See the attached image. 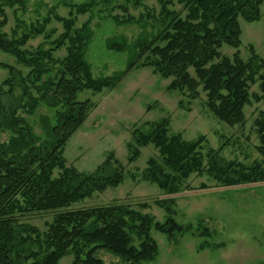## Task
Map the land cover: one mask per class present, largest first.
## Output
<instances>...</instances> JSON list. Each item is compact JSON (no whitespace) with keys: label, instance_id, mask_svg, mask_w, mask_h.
<instances>
[{"label":"trees","instance_id":"1","mask_svg":"<svg viewBox=\"0 0 264 264\" xmlns=\"http://www.w3.org/2000/svg\"><path fill=\"white\" fill-rule=\"evenodd\" d=\"M140 1L132 0L133 6H139ZM157 2L158 13L145 15L156 26L154 34L140 36L131 46L125 38L105 42L107 51L133 53L123 72L107 77H93L86 60L92 38L89 22L76 28V17L89 13L98 4L95 0L70 6L73 12L68 18L53 15L52 20L62 28L55 39H51L53 31L47 33L45 29L51 22L49 14L19 37L15 32L11 38L0 32V52L12 56L27 71L24 74L13 66L0 65L8 73L0 83V134H8L6 140L0 137V264H59L66 256L72 257L70 264H103L96 256L100 250L119 259L117 264L150 263L158 251L152 230L168 238L187 232L173 219L172 198L153 202L165 215L163 223L146 213L147 203L135 207L120 201L79 206L94 194L120 186L123 174L111 153L92 173L67 166L63 157L67 141L95 107L77 96L84 91L99 94L113 90L135 66L149 68L169 80L166 90L180 93L189 103L204 94L206 109L230 128L245 124V107L264 101V58L253 47H249L246 60L238 53L239 22H259L264 0ZM175 5L180 9H174ZM15 6L24 10V1L0 0V29L6 25L5 8ZM118 8L126 11L123 6ZM111 18L116 25L134 21L131 17ZM40 35H44L45 43L35 49L25 48ZM224 46L236 52L225 56L221 53ZM61 50L64 56L55 57ZM254 86L258 92H251ZM16 88L21 92L17 104L4 106L3 97L13 96ZM39 105L55 110V119L51 124L46 116L40 117V135H36L17 113L34 115ZM253 125L261 163L248 168L235 164L222 167L217 153L207 152V173L221 186L241 188L264 183V113ZM203 141L202 137L183 140L170 132L168 119H161L148 124L147 131L132 132L126 145L127 162H135L141 149L152 146L160 162L150 158L142 179L172 197L182 191L192 174L203 172L199 153ZM43 215L51 218L44 231L26 222ZM202 236L208 232L203 231Z\"/></svg>","mask_w":264,"mask_h":264},{"label":"rangeland","instance_id":"2","mask_svg":"<svg viewBox=\"0 0 264 264\" xmlns=\"http://www.w3.org/2000/svg\"><path fill=\"white\" fill-rule=\"evenodd\" d=\"M22 1L24 10H19L18 6L4 10L6 25L0 32L8 38L14 32L19 37L31 26L42 23L49 14L51 22L45 29L47 33L53 31L51 39H55L62 33V28L52 20L53 15L68 18L70 11L73 12L70 6L89 3L91 0ZM95 1L98 4L89 13L76 17V28L89 22L92 38L86 60L91 65L93 77L97 78L123 72L133 58L131 51H107L105 42L125 38L131 46L140 36L154 34L156 26L145 15L147 12L156 15L160 8L157 0H141L139 6H133L132 0H111L109 4L99 3L102 0ZM118 6H123L126 11ZM174 9L179 10L180 7L175 5ZM261 11L263 17L259 22H239L241 46L238 53L243 60L250 56L249 47H253L255 53L264 58V3ZM111 17L120 20L131 17L134 21L116 25ZM44 35L31 39L25 48L35 49L45 43ZM234 52L225 46L221 49L225 56H231ZM63 56V50L55 54L58 58ZM2 64L13 66L24 74L27 72L17 65L12 56L0 52ZM7 76V71L0 68V83ZM169 82L153 74L149 68L135 66L113 90L99 94L84 91L77 96L79 101L89 100L95 107L67 141L63 152L66 165L81 173H92L111 153L120 165L124 178L117 188L94 194L92 198L79 203V206L92 207L120 201L135 207L139 203H147L149 209L146 213L155 222L163 223L165 215L153 202L174 199L173 219L188 229L187 232L168 238L152 230L151 236L158 248L157 256L154 261L141 264H264V183L226 188L207 173L209 150L217 153L222 167L235 164L248 168L262 162L257 151L260 145L253 123L264 113V101L245 107V124L230 128L218 122L206 109L204 94L200 93L198 100L189 103L180 93L166 90ZM251 92H258L257 86L252 87ZM20 94L16 88L13 96L3 97V105H16ZM17 114L25 119L36 135H40V117L46 116L51 124L55 119V110L43 105H39L34 115L27 116L21 111ZM161 119H168L170 132L181 135L185 141L200 137L204 139L199 150L203 157V172L192 174L184 182L182 191L172 197L142 179L150 158L160 162L152 146L141 149L135 162H127L129 155L126 145L131 140L132 132L135 129L147 131L148 124ZM0 137L6 140L8 134L1 133ZM203 186L204 189L201 188ZM245 188L247 190H240ZM50 220V216L43 215L26 219V222L44 231V224ZM203 231H207L208 236H202ZM96 256L103 264L119 262V259L102 250ZM71 261L72 257L66 256L59 264H70Z\"/></svg>","mask_w":264,"mask_h":264}]
</instances>
